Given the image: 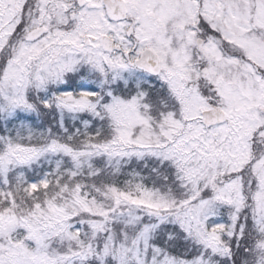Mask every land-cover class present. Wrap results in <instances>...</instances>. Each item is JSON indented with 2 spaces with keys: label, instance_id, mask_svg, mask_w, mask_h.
<instances>
[{
  "label": "snow or ice",
  "instance_id": "1",
  "mask_svg": "<svg viewBox=\"0 0 264 264\" xmlns=\"http://www.w3.org/2000/svg\"><path fill=\"white\" fill-rule=\"evenodd\" d=\"M0 264H264V0H0Z\"/></svg>",
  "mask_w": 264,
  "mask_h": 264
}]
</instances>
